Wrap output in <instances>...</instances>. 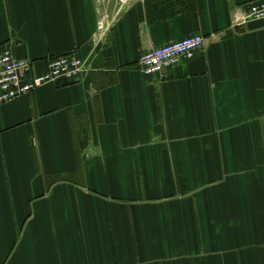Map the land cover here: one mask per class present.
Instances as JSON below:
<instances>
[{"label":"crops","instance_id":"1","mask_svg":"<svg viewBox=\"0 0 264 264\" xmlns=\"http://www.w3.org/2000/svg\"><path fill=\"white\" fill-rule=\"evenodd\" d=\"M251 1L0 0V52L87 65L0 104V264H264V20L232 26Z\"/></svg>","mask_w":264,"mask_h":264},{"label":"built area","instance_id":"2","mask_svg":"<svg viewBox=\"0 0 264 264\" xmlns=\"http://www.w3.org/2000/svg\"><path fill=\"white\" fill-rule=\"evenodd\" d=\"M257 20H264V0L247 3L232 26L241 27ZM204 43L202 35H187L141 52L138 63L145 75L156 74L191 59ZM31 70V61L13 56L10 50L0 52V104L26 95L46 83L76 81L87 70V65L78 56L65 54L50 57L46 69L40 74L32 75Z\"/></svg>","mask_w":264,"mask_h":264},{"label":"rangeland","instance_id":"3","mask_svg":"<svg viewBox=\"0 0 264 264\" xmlns=\"http://www.w3.org/2000/svg\"><path fill=\"white\" fill-rule=\"evenodd\" d=\"M102 2H104V4L102 3L101 5L104 6V8L106 10H108L109 12H113L114 8L119 7L121 5H127L130 3L131 0H101Z\"/></svg>","mask_w":264,"mask_h":264}]
</instances>
